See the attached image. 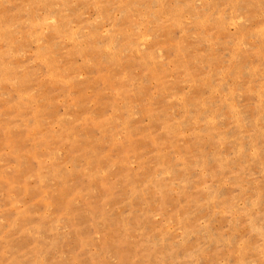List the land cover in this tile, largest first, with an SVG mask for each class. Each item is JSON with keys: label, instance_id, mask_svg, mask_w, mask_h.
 Returning <instances> with one entry per match:
<instances>
[{"label": "rangeland", "instance_id": "rangeland-1", "mask_svg": "<svg viewBox=\"0 0 264 264\" xmlns=\"http://www.w3.org/2000/svg\"><path fill=\"white\" fill-rule=\"evenodd\" d=\"M0 264H264V0H0Z\"/></svg>", "mask_w": 264, "mask_h": 264}]
</instances>
